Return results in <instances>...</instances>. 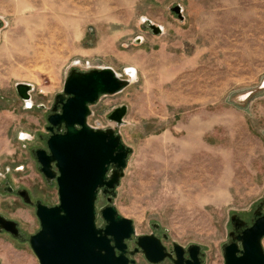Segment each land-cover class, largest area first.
Masks as SVG:
<instances>
[{"label": "rangeland", "instance_id": "374dc122", "mask_svg": "<svg viewBox=\"0 0 264 264\" xmlns=\"http://www.w3.org/2000/svg\"><path fill=\"white\" fill-rule=\"evenodd\" d=\"M0 21V215L27 239L0 234V264H40L29 243L41 229L36 211L7 189L59 204L32 151L46 148L70 72L105 67L137 74L88 119L134 151L115 206L139 233L158 224L172 242L199 245L204 264H225L232 217L264 213V0H0ZM20 83L33 87L30 107ZM122 106L118 126L109 116Z\"/></svg>", "mask_w": 264, "mask_h": 264}, {"label": "water", "instance_id": "95a60500", "mask_svg": "<svg viewBox=\"0 0 264 264\" xmlns=\"http://www.w3.org/2000/svg\"><path fill=\"white\" fill-rule=\"evenodd\" d=\"M172 12L180 21L185 20L180 5L172 8ZM148 25L155 35L163 34L162 27L150 21ZM132 70H127L129 79H124L110 67L74 69L64 84L63 93L55 99L47 117L50 134L47 149L32 151L40 173L47 183H57L59 194L56 206H47L41 200L35 205L41 229L30 236L29 243L40 264H127L125 241L135 234L134 222L120 214L114 198L134 151L114 129L94 128L88 119L91 107L101 97L118 95L131 85ZM16 90L30 107L33 87L20 83ZM127 112L128 107L122 106L109 119L122 126ZM9 187L7 191L12 193L14 189ZM101 192L111 197L109 205L99 213L105 226L98 228L97 201ZM18 194L25 203L33 204L27 191ZM232 223L230 242L223 247L225 264H264L263 206L255 212L252 225L238 237L234 235L238 223L245 222L233 216ZM4 231L20 239L18 223L0 216V233ZM174 246L175 264H204L201 257L205 254L200 256L199 245L187 249L177 243Z\"/></svg>", "mask_w": 264, "mask_h": 264}, {"label": "flooded vegetation", "instance_id": "af4514ba", "mask_svg": "<svg viewBox=\"0 0 264 264\" xmlns=\"http://www.w3.org/2000/svg\"><path fill=\"white\" fill-rule=\"evenodd\" d=\"M55 104V101H54ZM53 104V106H54ZM50 113V112H49ZM50 136V134H49ZM49 137H47L48 139ZM47 139L44 140L45 143H47ZM47 149V145L46 148ZM33 156V155H32ZM42 175V174H41ZM43 176V175H42ZM44 177V176H43ZM45 179V178H44ZM46 181V179H45ZM47 183V181H46ZM50 185L49 183H47ZM10 189V187H8ZM14 189V188H13ZM27 191L29 199L32 201L33 204H27L24 202V199L18 194L19 192H25ZM117 193V190H116ZM13 196H16L19 198L22 203L36 211V203L39 200L38 197H36L33 192L30 189L20 188V189H14L12 193H10ZM111 197L110 194H104L103 192L100 193L99 199L97 201V227L103 228L105 226L104 221L101 219L100 216V210L107 207L109 205L108 200ZM117 197V196H116ZM114 198V200L116 199ZM104 199V205L99 209L98 203L100 199ZM43 202V201H42ZM48 206V205H47ZM5 217L7 220H12L18 223L19 228V234L20 239L14 238L10 233L7 232H1L0 234H6L15 241L22 242L27 239L24 238L23 231L21 228V224L6 216V215H0ZM245 222V221H244ZM253 222H245V223H238V228L235 232V237H238L242 234V232L249 228L252 225ZM135 234H133L132 238L125 241V257L127 259V264H175L174 260L177 259V255L175 252V243L171 241L169 235L166 233V231H163L161 226L158 224H154L151 228V231L139 233L135 224H134ZM234 231V229H233ZM171 243V245H170ZM142 244V246H141ZM188 248V247H187ZM185 248V249H187ZM147 250V252H146ZM204 254L203 251H201V255ZM120 255V252L117 250V256ZM188 255H185V258H187ZM202 261L205 263L206 256L201 257Z\"/></svg>", "mask_w": 264, "mask_h": 264}, {"label": "bare ground", "instance_id": "6f19581e", "mask_svg": "<svg viewBox=\"0 0 264 264\" xmlns=\"http://www.w3.org/2000/svg\"><path fill=\"white\" fill-rule=\"evenodd\" d=\"M133 72V74H132V77H130V80H131V82H133L135 79H136V76H137V74H135V70H132ZM26 136V135H25Z\"/></svg>", "mask_w": 264, "mask_h": 264}]
</instances>
